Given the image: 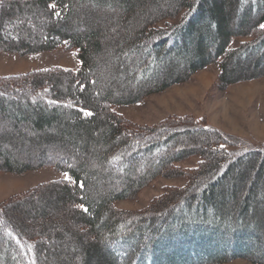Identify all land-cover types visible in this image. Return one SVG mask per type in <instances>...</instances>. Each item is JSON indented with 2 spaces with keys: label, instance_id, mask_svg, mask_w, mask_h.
<instances>
[{
  "label": "trees",
  "instance_id": "trees-1",
  "mask_svg": "<svg viewBox=\"0 0 264 264\" xmlns=\"http://www.w3.org/2000/svg\"><path fill=\"white\" fill-rule=\"evenodd\" d=\"M37 17L43 22L35 34L27 24ZM84 24L86 32H76ZM261 24L264 0H0V34L11 28L16 37L0 36V52L29 55L63 46L79 63L76 71L52 68L0 78V96L24 95L23 103L0 102V113L28 129L34 144L51 141L81 156L75 163L47 160L28 167L0 151V172L50 167L68 177L0 204V233L6 236L0 258L40 264L41 235L50 233L51 220L40 218L32 230L18 214L32 206L33 197L56 192L59 208L88 233V244L74 237L83 264L92 258L97 264H264V146L252 147L188 116L136 126L113 110L213 64L220 91L264 78ZM238 38L248 40L231 48ZM102 56L119 64L111 66L114 77L106 84L98 70ZM87 157L94 169L85 165ZM190 158L198 159L193 168L177 166ZM249 172L256 177L249 179ZM157 177L185 184L165 187L138 212L114 207Z\"/></svg>",
  "mask_w": 264,
  "mask_h": 264
},
{
  "label": "rangeland",
  "instance_id": "rangeland-1",
  "mask_svg": "<svg viewBox=\"0 0 264 264\" xmlns=\"http://www.w3.org/2000/svg\"><path fill=\"white\" fill-rule=\"evenodd\" d=\"M25 15L29 18L28 14ZM40 22H43L42 19L37 17L33 23L28 22L27 27L32 33H40ZM86 28H88L86 24L82 27L77 25L76 32L84 34ZM11 31L12 29L9 28L8 32H2L0 36L3 39L14 40L16 37ZM247 40L234 39L230 47L234 48ZM34 44L31 43V45ZM103 45L106 52L107 42L104 41ZM250 57L251 59L255 58L251 55ZM108 59L106 60L102 56L98 64V70L102 72L100 75L105 79V84L114 77L111 73V66L119 65ZM239 62L244 63L242 58L239 59ZM78 67L79 63L75 52L63 46L51 51L29 55L0 52V78L25 75L52 68L76 71ZM260 68H263V65ZM217 74V65H209L196 72L186 82L172 85L163 92L149 95L137 103L114 106L113 110L130 124L136 126H153L170 116H188L200 124L238 138L252 147H263L264 78L236 83L228 86L224 91H220L216 87ZM22 96L24 95L0 96V102L5 107L10 101L22 102ZM33 103L30 104L34 105ZM2 150L9 153L14 162L26 163L28 167L35 166L38 161L61 160L62 164H65L66 161L75 163L81 159L80 155L71 154L66 148L55 145L51 141L45 146L34 144L33 135L28 129L26 130L23 126H15L12 121L0 113V151ZM197 161V158H190L177 166L181 169H190L196 165ZM85 165L90 169L95 168L90 157L85 159ZM141 170L140 165L135 167V173L138 174ZM255 177L256 174L249 172V179ZM64 179L66 177L63 173L50 167H41L20 174L0 172V204L39 185ZM104 183L106 184V181ZM104 183L101 185H105ZM184 184V179L157 177L140 189L132 198L114 203V207L126 212H138L159 197L165 187H182ZM260 184L263 186L264 182L261 181ZM113 188L115 193H119L116 185ZM248 189H251L250 185ZM43 194L42 198L36 196L30 199L33 203L32 206L22 207L17 219L32 230L37 229L36 225L40 218L48 217L51 220L48 230L50 233L46 238L43 234L41 235L44 251L40 253V264H83L85 259L78 246L75 245L74 237L78 235L83 244H88L91 242L88 233L80 232L78 227L71 223L64 208H59L56 192H44ZM41 210L45 212L44 216L39 213ZM5 238V234L1 232L0 245ZM0 261V264H6L4 257L0 258ZM89 264H97L96 258H92ZM223 264L254 263L246 259H234Z\"/></svg>",
  "mask_w": 264,
  "mask_h": 264
},
{
  "label": "snow or ice",
  "instance_id": "snow-or-ice-1",
  "mask_svg": "<svg viewBox=\"0 0 264 264\" xmlns=\"http://www.w3.org/2000/svg\"><path fill=\"white\" fill-rule=\"evenodd\" d=\"M57 16H59L58 13H57ZM260 28H261V29H264V24H261V25H260ZM85 115H91V113H90V112H85ZM65 177H66V179L68 178V177H67V174H65Z\"/></svg>",
  "mask_w": 264,
  "mask_h": 264
}]
</instances>
